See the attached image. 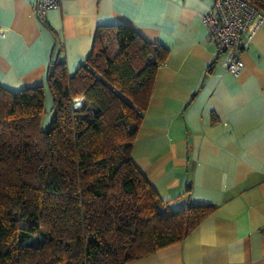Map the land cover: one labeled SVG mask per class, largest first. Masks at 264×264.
I'll return each mask as SVG.
<instances>
[{
  "label": "crops",
  "instance_id": "crops-1",
  "mask_svg": "<svg viewBox=\"0 0 264 264\" xmlns=\"http://www.w3.org/2000/svg\"><path fill=\"white\" fill-rule=\"evenodd\" d=\"M36 3L0 0V87L12 93L46 87L56 62L75 74L98 28L127 25L170 50L131 159L170 211L216 210L183 242L129 264H264V25L235 77L202 24L212 0H61L44 20Z\"/></svg>",
  "mask_w": 264,
  "mask_h": 264
},
{
  "label": "trees",
  "instance_id": "trees-1",
  "mask_svg": "<svg viewBox=\"0 0 264 264\" xmlns=\"http://www.w3.org/2000/svg\"><path fill=\"white\" fill-rule=\"evenodd\" d=\"M245 1L264 12V0ZM169 54L130 26L98 28L75 74L60 62L48 72L47 131L44 85L0 87V264H129L183 242L216 210L170 211L131 159Z\"/></svg>",
  "mask_w": 264,
  "mask_h": 264
},
{
  "label": "built area",
  "instance_id": "built-area-1",
  "mask_svg": "<svg viewBox=\"0 0 264 264\" xmlns=\"http://www.w3.org/2000/svg\"><path fill=\"white\" fill-rule=\"evenodd\" d=\"M213 8L203 16L209 30L208 40L216 48V56L225 54L227 72L239 77L245 67L241 52L252 43L255 33L264 25V12L245 0H212ZM61 0H37L34 11L42 20L48 10L60 6ZM5 30L0 27V35Z\"/></svg>",
  "mask_w": 264,
  "mask_h": 264
},
{
  "label": "rangeland",
  "instance_id": "rangeland-1",
  "mask_svg": "<svg viewBox=\"0 0 264 264\" xmlns=\"http://www.w3.org/2000/svg\"><path fill=\"white\" fill-rule=\"evenodd\" d=\"M82 99L77 100V104H80ZM54 111H53V100L51 95L48 93L46 96V103H45V114L41 121V130L47 131L51 127V123L53 120Z\"/></svg>",
  "mask_w": 264,
  "mask_h": 264
}]
</instances>
